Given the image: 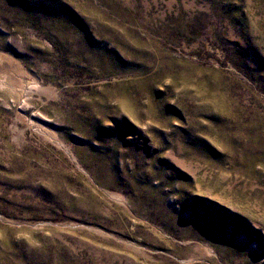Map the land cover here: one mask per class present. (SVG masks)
I'll use <instances>...</instances> for the list:
<instances>
[{"label":"rangeland","instance_id":"1","mask_svg":"<svg viewBox=\"0 0 264 264\" xmlns=\"http://www.w3.org/2000/svg\"><path fill=\"white\" fill-rule=\"evenodd\" d=\"M0 264H264V0H0Z\"/></svg>","mask_w":264,"mask_h":264}]
</instances>
